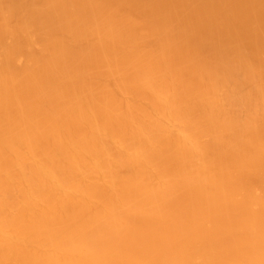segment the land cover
<instances>
[{
	"label": "bare ground",
	"instance_id": "6f19581e",
	"mask_svg": "<svg viewBox=\"0 0 264 264\" xmlns=\"http://www.w3.org/2000/svg\"><path fill=\"white\" fill-rule=\"evenodd\" d=\"M0 264H264V0H0Z\"/></svg>",
	"mask_w": 264,
	"mask_h": 264
}]
</instances>
